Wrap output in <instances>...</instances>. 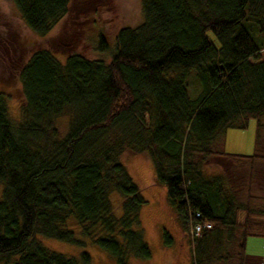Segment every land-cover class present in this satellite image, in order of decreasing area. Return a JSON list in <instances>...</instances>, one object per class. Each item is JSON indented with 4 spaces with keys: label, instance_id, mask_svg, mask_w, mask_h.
<instances>
[{
    "label": "trees",
    "instance_id": "trees-1",
    "mask_svg": "<svg viewBox=\"0 0 264 264\" xmlns=\"http://www.w3.org/2000/svg\"><path fill=\"white\" fill-rule=\"evenodd\" d=\"M10 1L38 37L72 16L73 0ZM102 1L76 0L81 30L72 31L98 56L80 47L63 61L47 49L32 52L18 71V122L0 90V264H92L89 253L69 257L37 236L90 241L115 264L149 261L147 201L121 161L125 153L151 158L187 237L197 224L212 225L191 237L194 264H245L249 238H264V0H141L142 22L112 40L97 21L87 25ZM65 116L62 134L57 121ZM251 119L256 153H227V131L245 130Z\"/></svg>",
    "mask_w": 264,
    "mask_h": 264
},
{
    "label": "rangeland",
    "instance_id": "rangeland-1",
    "mask_svg": "<svg viewBox=\"0 0 264 264\" xmlns=\"http://www.w3.org/2000/svg\"><path fill=\"white\" fill-rule=\"evenodd\" d=\"M75 3L76 0H73L71 17L62 21L46 37H38L23 24L10 0H0V90L9 97L7 103L10 117L14 122L20 120L21 106L24 102L18 71L32 52L47 49L55 53L57 59L63 61L65 55L80 47L89 56H98L92 51L93 45L84 42L82 33L72 36L74 29L81 30L78 25L75 26L76 24L73 23L76 13ZM102 3L101 8L95 7L99 11L98 14H93L95 9L89 12L92 15L89 17L87 25L97 21L105 28L111 40L118 29L136 27L143 20L141 0H103ZM7 39L8 41H6ZM188 84L190 95L195 98L200 92V84L195 71L191 72ZM57 125L62 134H66L69 128V118L61 117L58 119ZM257 131L258 120L256 119H251L245 130H228L225 151L230 154L254 155ZM121 161L127 167L147 201L141 218L147 242L152 249V258L146 262L134 260L132 264H194V244L191 242V237H187L182 230L177 216L170 210L167 204L166 188L156 184L151 158L146 154L125 153ZM3 192L4 185L0 184V198ZM111 203L115 216L121 217L122 197L117 193L112 194ZM74 229L77 238L82 239L79 226L75 225ZM165 229L174 238V243L170 247L165 244L163 236ZM37 239L46 248L69 257L79 258L82 253L87 252L92 257V264L116 263L108 252L90 241L86 246L81 247L43 236H37ZM249 240L247 252L250 257L247 264H259L256 257L264 256V238L250 237Z\"/></svg>",
    "mask_w": 264,
    "mask_h": 264
},
{
    "label": "built area",
    "instance_id": "built-area-1",
    "mask_svg": "<svg viewBox=\"0 0 264 264\" xmlns=\"http://www.w3.org/2000/svg\"><path fill=\"white\" fill-rule=\"evenodd\" d=\"M211 228H212V225L209 223H206L204 225L197 224V225L193 226L192 235H191L192 239L200 237L203 230H205V229L209 230Z\"/></svg>",
    "mask_w": 264,
    "mask_h": 264
},
{
    "label": "crops",
    "instance_id": "crops-1",
    "mask_svg": "<svg viewBox=\"0 0 264 264\" xmlns=\"http://www.w3.org/2000/svg\"><path fill=\"white\" fill-rule=\"evenodd\" d=\"M154 171V170H153ZM154 174H155V172H154ZM239 219H240V221H243L244 219H245V214L243 213V214H241L240 216H239ZM258 219V218H257ZM258 220H260V219H258ZM255 237H257V236H255ZM258 237H260V236H258ZM260 238H263V237H260ZM250 239V238H249ZM250 240H248V244H247V248H248V246H249V244H250V242H249ZM250 256H248V252H247V256H246V260H245V264H247L248 263V258H249ZM255 257V256H254ZM257 258V262L259 263V264H264V256L263 257H256Z\"/></svg>",
    "mask_w": 264,
    "mask_h": 264
}]
</instances>
